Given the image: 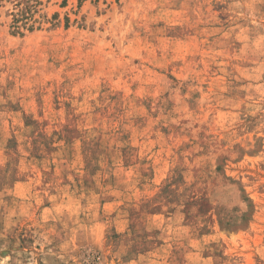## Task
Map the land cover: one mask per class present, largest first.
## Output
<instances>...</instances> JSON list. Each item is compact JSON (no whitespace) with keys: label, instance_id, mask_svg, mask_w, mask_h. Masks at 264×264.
<instances>
[{"label":"rangeland","instance_id":"obj_1","mask_svg":"<svg viewBox=\"0 0 264 264\" xmlns=\"http://www.w3.org/2000/svg\"><path fill=\"white\" fill-rule=\"evenodd\" d=\"M0 264H264V0H0Z\"/></svg>","mask_w":264,"mask_h":264},{"label":"trees","instance_id":"obj_2","mask_svg":"<svg viewBox=\"0 0 264 264\" xmlns=\"http://www.w3.org/2000/svg\"><path fill=\"white\" fill-rule=\"evenodd\" d=\"M24 13H26L25 10H24V12H23V10H20V13L19 14L21 16ZM15 15H18V14H15ZM13 19H14L15 23L18 21V18L17 17H15ZM14 27H15V29H18L19 28V26L17 24H14Z\"/></svg>","mask_w":264,"mask_h":264}]
</instances>
